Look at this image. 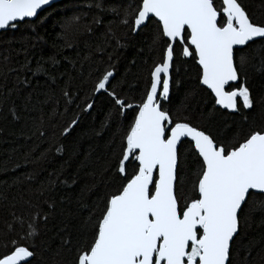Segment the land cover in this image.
Here are the masks:
<instances>
[{"label":"snow or ice","instance_id":"1","mask_svg":"<svg viewBox=\"0 0 264 264\" xmlns=\"http://www.w3.org/2000/svg\"><path fill=\"white\" fill-rule=\"evenodd\" d=\"M52 2L0 0V30L35 24ZM259 4L264 7V0ZM94 6L100 14L114 13L128 39L122 41L109 23L95 48L98 63L90 64L86 75L83 63L77 69L68 61L72 74L67 79L59 74L61 96L65 112L73 105L79 112L60 135L67 136L79 126L80 113H90L95 100L106 97V120L93 134L111 137V156L93 162L89 154L81 161L94 179L80 188L75 202L61 199L53 237L59 246L50 259L44 254L51 246L40 243L39 225L46 227L57 215V202L46 193L54 184L71 189L78 175H55L47 187L28 194L26 215L12 212L0 241V264H235L245 223L257 211L264 214V18L243 0H120L119 7L97 0ZM93 23L103 27L102 15ZM85 28L93 38L80 16L66 17L60 43L75 50V37ZM132 40L143 45L142 81L139 75L118 79V49ZM48 63L56 69L60 61L52 56ZM185 65L195 72L187 83L179 77ZM21 70L8 69L17 73L11 87L0 73V105L20 85L30 86L27 76L20 79ZM56 82L53 76L50 83ZM9 111L20 119L14 106ZM37 111L33 105L32 113ZM228 114L231 120L217 121V115ZM61 115L53 108L48 120ZM29 119L35 131L25 139L48 141L43 113ZM55 136L53 128V141ZM50 151L33 148L25 153L24 166L47 162ZM63 151L56 147L58 154ZM86 193L97 200L89 204ZM25 225L23 234L13 235ZM254 259L248 251L244 264Z\"/></svg>","mask_w":264,"mask_h":264},{"label":"trees","instance_id":"2","mask_svg":"<svg viewBox=\"0 0 264 264\" xmlns=\"http://www.w3.org/2000/svg\"><path fill=\"white\" fill-rule=\"evenodd\" d=\"M96 2L97 0H64L43 11L35 24L20 25L15 31L7 30L0 33V73L7 75V84L11 87L17 73L9 74L8 69H22L18 73L20 79L23 80L27 76L30 84L28 87L20 85L18 93L14 92L8 101L0 105V241L3 239L2 234L7 230V224L11 221L12 212L15 211L17 215H26L24 200L28 199L29 193H37L42 187H47L50 179H55V175L62 173L64 179L78 175V183L71 189L54 184L51 192L46 193V198L55 199L57 202V215L53 216L46 227L43 224L39 225L42 237L40 243L51 246L49 251L44 254L48 259L52 257L53 252L59 246V239H53V237L57 231L54 225H58L59 222L58 212L61 199L66 200L71 197L75 202L80 197V188L85 183L93 182L94 177L90 174L92 169L82 168L81 161L89 154L93 162L98 157L111 156L109 151L111 137L101 139L93 134L94 130L100 129L101 123L106 120V114L109 111L106 97L96 99L94 109L90 113H80L79 126L75 127L67 136L60 135L61 129L79 112V109L74 105L71 106V111L65 112L61 96L63 84L60 83L59 74L63 73L65 79L72 74V67L68 61L75 62L77 69L83 63L86 75L89 65L98 63L99 53L95 51V48L97 44L101 43L103 32L109 23H113V28L122 41L128 39L124 36L126 30L122 25H119L118 17L112 12L100 14L94 6ZM243 3L249 11L264 18V7L260 6L259 0H243ZM109 5L119 7L120 0H105V6ZM73 15L80 16L81 24L90 27L94 34L90 39L86 28L83 29L81 34L75 37V50L64 47L59 41L62 22L66 17ZM97 15H102L103 27L93 23ZM33 28L36 30L35 33H33ZM37 37L39 38L37 39ZM141 47L143 45L140 41L132 40L125 48L118 49L120 52V59L116 62L119 72L118 79L122 80L127 74L130 81L138 75L141 81L143 80L146 67L142 63L144 56L138 54ZM25 49H27L28 59L31 61L29 66L31 71L25 67L27 63ZM146 51L145 49V54ZM52 56L60 61L56 69H53L48 63L49 57ZM5 57H7L6 60ZM38 61L41 63V67H37ZM32 72H36L37 75L33 76ZM194 75V68L191 65L181 67L179 77L185 83ZM53 76L57 77L55 85L50 83ZM3 82V76H0V83ZM6 93L7 90H5ZM199 102L200 100L197 98L196 103ZM33 105L39 108V111L34 114L32 113ZM13 106L20 117L19 120L12 119L10 115L9 109ZM53 108H57V111L62 115L49 122L48 116ZM41 112L44 115L45 128L49 133L48 141L41 142L35 137L26 140L25 135L35 131L29 116L35 115L38 118ZM216 119L217 121L231 120L232 116L231 114L217 115ZM53 128L56 132L54 141L51 138ZM57 146H63L64 151L58 154ZM116 147L118 150V141ZM33 148H37L38 151L51 149L48 161L29 164L25 167V153ZM17 163L21 167L12 171V167ZM27 173L33 174V180L29 181L25 178ZM50 174L54 175L50 177ZM4 196H7L8 199H4ZM89 197H91L90 200ZM83 198L89 204L97 200V197L91 193H86ZM24 231H26V225L24 230L17 228L13 235L23 234ZM26 242L31 244L32 241L29 239ZM236 248L238 252L234 253L235 264H244V255L248 251H251L252 257L255 258L252 264H264V214L257 211L249 217L236 242ZM65 255L68 256V254ZM68 258L70 260V256Z\"/></svg>","mask_w":264,"mask_h":264},{"label":"water","instance_id":"3","mask_svg":"<svg viewBox=\"0 0 264 264\" xmlns=\"http://www.w3.org/2000/svg\"><path fill=\"white\" fill-rule=\"evenodd\" d=\"M61 1H64V0H53V2L49 6H46V9L45 10H47L48 8H50L51 6H53L54 4H57V3L61 2ZM1 32H3V30H0V33Z\"/></svg>","mask_w":264,"mask_h":264}]
</instances>
